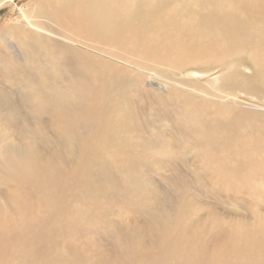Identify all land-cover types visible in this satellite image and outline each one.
I'll return each mask as SVG.
<instances>
[{
  "label": "bare ground",
  "instance_id": "6f19581e",
  "mask_svg": "<svg viewBox=\"0 0 264 264\" xmlns=\"http://www.w3.org/2000/svg\"><path fill=\"white\" fill-rule=\"evenodd\" d=\"M144 92L170 104L160 135ZM186 153L203 194L253 213L202 212L170 173L159 213L146 169ZM112 208L150 227L109 247L96 226L120 221ZM0 264H264V0H31L5 20Z\"/></svg>",
  "mask_w": 264,
  "mask_h": 264
},
{
  "label": "rangeland",
  "instance_id": "374dc122",
  "mask_svg": "<svg viewBox=\"0 0 264 264\" xmlns=\"http://www.w3.org/2000/svg\"><path fill=\"white\" fill-rule=\"evenodd\" d=\"M31 0H10L5 6H3L2 8H0V27L4 24V22H5V20H7L9 17H13V16H16L17 15V13H18V11L20 10V7L23 5V4H27L28 2H30ZM22 2V3H21ZM184 3H185V1H184ZM180 5H178V10H183V7H182V5L180 6V7H182V8H180L179 7ZM15 14V15H14ZM5 18V19H4ZM245 63H243L240 67H243L242 69H244V68H246L245 67V65H244ZM193 69H195V68H193ZM208 69H209V71L207 72L208 74H206L205 75V79L207 78H209V76L211 75V74H215V72H218L220 69H221V65L219 64V65H209L208 66ZM246 70V72L247 73H249V75H251V70L250 69H245ZM213 76V75H212ZM203 77V76H202ZM145 87H141V89H144ZM145 92L142 94V98H143V102H141L142 103V105H144V106H142L141 105V103L139 104V109H141V111H142V117H146L145 118V121L147 120L148 121V123H155V125H154V127H156V128H159L156 132L157 133H155L156 135L158 134V135H160V130H162V128H163V126L161 125L160 126V124H157V123H159V119L161 118L162 119V117H167V106L168 105H170L169 103H168V105H167V103H165V102H160V103H158V106L157 105H155L154 106V108H153V110L148 106L147 107V100H146V96H145ZM243 93H241L240 95H242ZM244 96V95H243ZM255 99V98H254ZM162 104H163V106H162ZM164 104H166V105H164ZM166 108H165V107ZM156 107V108H155ZM161 108H163L162 110H160ZM157 111H156V110ZM159 109V110H158ZM155 110V111H154ZM152 111H153V113H152ZM160 111H162V112H160ZM166 111V115H164L165 112ZM148 112V113H147ZM155 113H157V114H155ZM158 113H159V115H158ZM149 116H148V115ZM150 114H152L151 115V117H150ZM158 117H157V116ZM154 116V117H153ZM157 117V118H156ZM154 118V119H153ZM159 118V119H158ZM23 119L24 118H22V120H21V122L23 123L24 121H23ZM156 119V120H155ZM25 120V119H24ZM28 120V119H27ZM158 120V121H157ZM146 121V122H147ZM157 121V122H156ZM28 122H30V120H28ZM22 123H20L19 124V126H21L22 127V129H23V125H22ZM25 123V122H24ZM156 124H157V126H156ZM158 125L160 126V127H158ZM21 129V130H22ZM244 129L245 128H243V129H239V133H238V130L236 129V132H235V134L236 133H238V134H240V133H243V134H246L247 133V131L245 130V132H243L244 131ZM159 132V133H158ZM17 133L18 132H16L15 131V135H17ZM155 134H152L153 136L155 135ZM162 134V133H161ZM149 135V134H148ZM18 136L20 137V134H18ZM44 136H46L48 139H49V141H44L43 143H42V141L40 142V138L35 142V143H39V144H35L36 146H37V149H40V151H38V152H42L41 150H43V152L42 153H46V151H47V153L49 154V151L50 152H52V146H53V144H52V142H51V135H48V133L47 134H45ZM23 137H25V135L23 134ZM28 137V136H27ZM26 137V138H27ZM18 138V137H17ZM25 138V139H26ZM22 140H24V138L22 139ZM35 141V140H34ZM44 148H46V149H44ZM48 148H49V150H48ZM43 154V155H44ZM46 155V154H45ZM183 158H184V160L181 162V163H179V165H177V164H164V165H161L160 167H158L157 168V166H155V165H153V164H151L150 162V164H151V166L150 167H148L147 169H146V172H147V174H145V176H143L144 178H147L148 179V181H150V184H156L155 185V187H153L154 189H156V190H158L157 192H155L154 191V194L155 195H152V198H150L149 199V201H150V203L151 204H154L157 208V210H159L158 208H162V206H160L161 205V203H163L164 202V199H162L163 198V190L164 189H167V186L165 185V182L162 180V176L164 175V174H166V175H168L167 176V178H171L170 177V174L171 175H173L176 179H178L179 177H183L184 176V178L187 180V179H191V176H192V171H191V168H192V166L193 167H195V165H196V160L191 156V154L190 153H186V154H184V156H183ZM68 160H71V159H65L64 161H63V165H66V166H68V164L69 165H71V162H69ZM177 165V166H176ZM142 166L141 165H138L137 166V170L138 169H140ZM171 171L173 172V173H171ZM170 173V174H169ZM181 173V175H178V174H180ZM196 173V172H195ZM160 174V175H159ZM177 174V175H176ZM184 174V175H183ZM172 181H173V183H174V179H172ZM191 181L192 182H189L188 180H187V182H188V185H191L192 186V190H190V191H188L187 192V194H189L190 192L192 193V194H194V200L196 201H194V203L195 204H198V207L201 209V211L203 212V211H205V212H209V211H206L207 209H209V208H211V210L212 211H217L218 213H221V212H223L225 215H230V216H235V215H238V214H235V212H237V213H239V212H246V213H248L249 214V212H251L252 211V209H253V207H254V205H253V203H246L247 201H248V199H246V204L248 205V206H250V207H248V208H245V210H236L235 208H231V207H233V205H231V204H228V203H230V202H228V199H225V198H223L224 197V195L223 196H217V195H214V194H212V193H209V194H203V192L199 189V186H197V185H200V184H198V183H196V182H193V179H191ZM152 182V183H151ZM157 186L159 187V188H161V189H159V188H157ZM163 189V190H162ZM159 192V193H158ZM259 191H256V193H258ZM157 193V194H156ZM240 194H238V193H236V194H234V197H238L239 199H241V198H243L244 196H246L244 193H242V192H239ZM102 194V195H101ZM244 194V196H242ZM100 196H98L100 199H106V198H108L107 196H106V194L105 193H100L99 194ZM104 195L106 196V198L104 197ZM161 195V196H160ZM230 195H233V194H231L230 193ZM241 195V196H240ZM146 197H147V190H146ZM155 198V199H154ZM161 199V200H160ZM225 199V200H224ZM238 199V200H239ZM253 199H254V197H253ZM155 200V201H154ZM152 201V202H151ZM160 203H159V202ZM198 201V202H197ZM245 201V200H244ZM251 201V200H250ZM159 203V204H158ZM221 203V204H220ZM203 204V205H202ZM239 204V203H238ZM159 205V206H158ZM223 205V206H222ZM252 206V207H251ZM236 207H239V206H236ZM204 208V209H203ZM213 208V209H212ZM206 209V210H205ZM114 211V212H113ZM110 212H113V217H117V215H118V219H120V221L119 222H115V223H109V224H107V225H104L105 227H103V226H101V225H98V226H96V227H98V228H100V229H103L106 233H105V235L103 236V244H107L109 247H112L113 246V244L116 242V239L118 238V237H120L121 236V231L120 230H122L123 229V227H125V225H126V227L127 228H129V226L131 225L132 227H134V228H140V229H142V228H144V229H147V228H149L150 226H148L149 225V223H148V221H147V218L149 217L148 215H146V214H136L135 216H134V214L132 213V214H130L134 219L133 220H129V219H127V217H126V213L125 212H116V210L115 209H110ZM159 213H163V209H160L159 210ZM165 213V212H164ZM251 213H253V211L251 212ZM120 214H121V216H120ZM242 216H245V217H247L248 219L250 218V216H246V215H242ZM110 218V217H109ZM122 218V219H121ZM207 218H208V215H207ZM112 220V219H111ZM123 222H122V221ZM119 223H120V225H119ZM134 223V224H133ZM124 224V225H123ZM121 226V227H119V226ZM133 225H135V226H133ZM123 226V227H122ZM118 228V229H117ZM117 229V230H116ZM119 230V231H118ZM118 234V235H117ZM119 234H120V236H119ZM118 237H117V236ZM107 239V240H106ZM105 241V242H104ZM110 242V243H109ZM114 242V243H113ZM112 245V246H111Z\"/></svg>",
  "mask_w": 264,
  "mask_h": 264
}]
</instances>
